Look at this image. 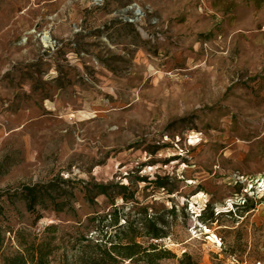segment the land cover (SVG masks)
I'll return each instance as SVG.
<instances>
[{
    "label": "rangeland",
    "instance_id": "374dc122",
    "mask_svg": "<svg viewBox=\"0 0 264 264\" xmlns=\"http://www.w3.org/2000/svg\"><path fill=\"white\" fill-rule=\"evenodd\" d=\"M0 226L264 264V0H0Z\"/></svg>",
    "mask_w": 264,
    "mask_h": 264
},
{
    "label": "trees",
    "instance_id": "16d2710c",
    "mask_svg": "<svg viewBox=\"0 0 264 264\" xmlns=\"http://www.w3.org/2000/svg\"><path fill=\"white\" fill-rule=\"evenodd\" d=\"M25 192L27 207L32 210L38 204L35 186L26 187ZM56 210L61 212L63 209L58 208ZM48 229L55 231L57 227L51 226ZM155 238L160 237L155 235ZM86 241L88 242V239ZM2 244L3 229L0 226V252ZM49 247L50 245L45 242L31 245L30 247L23 246V249H20V252L15 257H3V264H50L49 258L52 250ZM151 247L152 251H149L138 243L97 242L94 246L89 244L82 246L83 250L80 251L79 258L87 260L90 264H138L141 261L145 262V264H159L158 260L162 257L156 254L154 245H151ZM86 248L92 249V252L85 251Z\"/></svg>",
    "mask_w": 264,
    "mask_h": 264
},
{
    "label": "bare ground",
    "instance_id": "6f19581e",
    "mask_svg": "<svg viewBox=\"0 0 264 264\" xmlns=\"http://www.w3.org/2000/svg\"><path fill=\"white\" fill-rule=\"evenodd\" d=\"M43 39H44L45 42L49 41V39L47 37H44Z\"/></svg>",
    "mask_w": 264,
    "mask_h": 264
}]
</instances>
